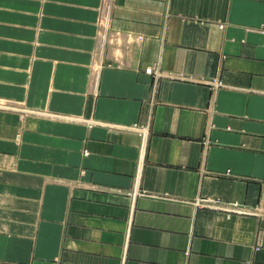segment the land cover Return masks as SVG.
<instances>
[{
  "label": "crops",
  "instance_id": "crops-1",
  "mask_svg": "<svg viewBox=\"0 0 264 264\" xmlns=\"http://www.w3.org/2000/svg\"><path fill=\"white\" fill-rule=\"evenodd\" d=\"M0 100V264H264V0H0Z\"/></svg>",
  "mask_w": 264,
  "mask_h": 264
},
{
  "label": "rangeland",
  "instance_id": "rangeland-1",
  "mask_svg": "<svg viewBox=\"0 0 264 264\" xmlns=\"http://www.w3.org/2000/svg\"><path fill=\"white\" fill-rule=\"evenodd\" d=\"M104 4L107 6L108 5V0H103ZM148 73L151 72V69H147ZM154 74L156 75V70H154ZM1 101V100H0ZM4 102V101H3ZM146 128V127H144Z\"/></svg>",
  "mask_w": 264,
  "mask_h": 264
},
{
  "label": "built area",
  "instance_id": "built-area-1",
  "mask_svg": "<svg viewBox=\"0 0 264 264\" xmlns=\"http://www.w3.org/2000/svg\"><path fill=\"white\" fill-rule=\"evenodd\" d=\"M139 131H140V134H142V135H144V136H145V132H144V130H143V129H139Z\"/></svg>",
  "mask_w": 264,
  "mask_h": 264
},
{
  "label": "bare ground",
  "instance_id": "bare-ground-1",
  "mask_svg": "<svg viewBox=\"0 0 264 264\" xmlns=\"http://www.w3.org/2000/svg\"><path fill=\"white\" fill-rule=\"evenodd\" d=\"M0 103H4L3 101H0ZM144 132L147 133V128H143ZM139 131V129H138Z\"/></svg>",
  "mask_w": 264,
  "mask_h": 264
}]
</instances>
